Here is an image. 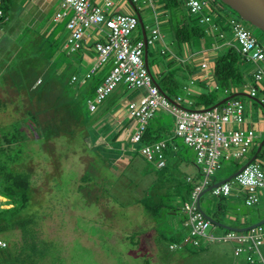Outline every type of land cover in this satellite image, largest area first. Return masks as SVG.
I'll return each instance as SVG.
<instances>
[{"label": "rangeland", "instance_id": "rangeland-1", "mask_svg": "<svg viewBox=\"0 0 264 264\" xmlns=\"http://www.w3.org/2000/svg\"><path fill=\"white\" fill-rule=\"evenodd\" d=\"M211 2L213 3V0ZM149 4H151L150 1ZM142 6L144 5L140 7ZM216 6L214 5L215 8ZM218 6L221 7L220 3ZM150 10L152 11L149 8ZM56 11V8L47 11L40 22L27 20L18 24L16 23L18 15L10 12V21L0 30V78H4L6 82V84L0 83V98L7 103V108L0 111L1 127L9 126L30 108L41 118L43 126V122L52 121L50 118L54 115L53 109L41 110L43 108L41 104L38 102L31 104L27 95L19 94L18 82L20 80L26 82L25 92L29 97L37 89L36 84L30 86L31 70L44 76L46 89L52 83L57 82V85L52 88L54 94L59 95L57 92H63L66 96V93L76 92L77 87L70 81L73 73L77 72L72 60L67 59L60 66L55 65L50 73L47 72L49 63L44 65L51 51L61 48L70 34V31L64 27L65 23H58V25L53 22ZM141 12L144 17H147L142 9ZM225 12L223 20H227L228 15L235 16L227 9ZM150 13L153 14V12ZM212 15L220 18L214 12ZM241 21L242 26L250 30L264 47V31L244 20ZM149 22L146 20L147 24ZM48 23L50 26L58 25L54 33L50 32L51 29L48 31L52 33V40L42 29L44 26L48 27ZM12 25L16 28H11ZM140 28L139 24L134 34L139 35ZM152 28V26L149 27L148 31L150 32ZM206 29L205 27L204 30ZM206 34L202 39L196 40L200 44H191V47L202 48L203 42L208 40ZM166 40L175 51L179 52L180 46V54H183V57L186 56L188 44H179L174 38ZM50 42H53V45H50ZM189 55L191 56V53ZM169 57L173 58L174 55H169ZM186 60L182 61L185 63ZM161 61L166 62L165 59ZM194 61L195 59L192 64L196 66ZM181 65L177 60L169 69L175 74L174 78L180 82L177 96H181L183 103L189 108L203 109L206 106L199 95L191 92V87L196 84V81L194 80L195 83L191 85L193 77L189 71L182 69ZM113 66L114 59L110 58L100 67L98 74H108ZM254 66L253 62H247L245 70L248 76ZM262 68L264 70V61ZM161 79L162 77L158 76V80ZM247 83L248 81H245L244 84L238 85L239 90L245 91ZM261 84L264 87V77ZM124 85L120 84L112 94L98 104L95 112L88 110L89 99L84 102V92H82L81 102L77 105L78 110L74 112L71 108L73 117L66 122H55L52 126H56V133L52 131L53 137L49 139L47 136L40 138L35 133V138L28 139L25 144L23 161L13 166L14 170L23 169L33 175V200L25 213L38 215L40 226L43 229L42 236L44 237V232L46 238L52 242L49 249L51 255L45 264H248L244 255L235 254V245L222 238V235L228 233L222 226L213 224L207 229V233H213L216 239L212 241L202 239L204 244L202 248H205L202 252H199L201 248L192 249L193 240H191L190 228L186 227L184 222L187 217L184 213L185 203L181 202L180 211H176L175 214H164L156 218L148 214L139 204V200L148 194L151 197L163 194L171 185L170 183H159V180H156L163 171L157 170L156 163L140 153V143L120 142L121 145L128 146L126 153L122 147L110 146L109 141L104 138V130L110 129L111 124L115 125L112 122L113 110L122 103L125 106L132 93ZM262 89L261 87L258 96L253 99L248 96L245 98L246 110L249 112V118L252 119L250 121L254 120L255 125L264 120V105L262 104L264 91L262 92ZM203 91L210 92L209 94L216 95L218 98L223 96L222 92H216L215 89L210 91L204 88ZM20 100L24 101L23 107H20ZM156 117L167 124L168 134L162 139L166 140L167 144L170 143L167 152L171 162L170 172H173L180 155H176L178 158L173 157L175 151L170 148L177 144L181 150L179 152L178 149L177 152L181 154L187 144L183 137L176 135L177 117L173 113L160 108ZM105 127L107 128L104 129ZM28 132L30 134L29 130ZM263 138L260 137V143ZM187 149L189 152L184 157H192L194 148L187 147ZM125 155L129 159H126ZM128 160L132 161L131 165ZM246 160L247 157H244L240 162L244 163ZM220 162L223 163V160ZM233 162L235 160L225 161L215 176L223 177L226 169L234 166ZM144 169L152 172L146 173ZM186 169L189 174L197 171V167L192 164ZM84 177L88 180H83ZM187 202H191V199ZM10 203L11 201L7 198L3 201L6 207L11 206ZM218 203L219 200L211 191L206 192L201 201L202 207L211 214L217 211ZM223 205H225L226 216L221 218L225 219L224 223L234 227L242 226L241 223L244 222L257 223L258 218L264 216V198L259 204L249 206L245 204L244 194L239 192V194L230 195L227 200L223 201ZM18 236V232L12 231L0 234V238L11 243L18 240ZM132 236H137L135 241ZM173 236L190 239L188 241L191 243H185L184 246L176 248L172 245ZM262 251L264 253V248ZM258 264L262 263L259 261Z\"/></svg>", "mask_w": 264, "mask_h": 264}, {"label": "built area", "instance_id": "built-area-1", "mask_svg": "<svg viewBox=\"0 0 264 264\" xmlns=\"http://www.w3.org/2000/svg\"><path fill=\"white\" fill-rule=\"evenodd\" d=\"M4 0H0V29L1 19L4 16ZM190 13H198L206 0H183ZM114 3L107 0L105 5L92 3L91 0H62L60 9L54 16L58 22L65 18L68 10L73 12L68 19L66 27L70 31L66 39V47L70 51L81 48L87 31L93 26L104 24L106 38L97 42L94 46L96 60L92 67L83 75L85 82L91 78L100 67L110 58L114 59V66L96 88V95L89 99L88 105L91 111L97 109V105L112 94L120 84L129 88H145L146 93L139 99L129 103L128 114L135 120L136 127L132 134V142L140 143L150 119L160 108L170 111L177 117L176 135L184 138L186 144L193 146L197 151V164L204 174L203 179L195 186L191 202L184 206L186 227L190 228L191 238L196 245L201 239L214 240L213 233H207V229L213 225L201 210L198 199L200 193L213 183L216 171L221 166V157L240 161L244 154L251 150L257 140L255 126L249 120L245 101L233 97L219 106L205 109H191L183 103L181 96L176 100L169 99L162 93L159 86L153 81V77L147 67L144 56L145 48L154 44L161 38L159 28H153L146 39L134 41L132 34L139 25V18L134 14H111L105 12ZM210 16L204 17L201 22H209ZM234 26V36L239 44L240 51L249 62L255 64L251 70L252 81L247 84V93L253 97L257 94L259 81L264 77L262 62L264 61V47L252 32L244 28L237 20H229ZM207 63L203 62L202 67ZM79 80L74 74L71 82ZM40 82V81H38ZM252 82V84H250ZM195 81L191 80V85ZM186 88V87H185ZM167 141L156 140L152 143L142 144L140 151L148 160L156 163L158 168L166 165ZM240 188V194H244L245 204L252 206L259 204L264 196V162L254 161L248 164L234 178ZM213 195L229 196L233 191V183L225 182L212 190ZM5 197L0 195V209L4 206ZM223 239L234 244V252L237 256L244 255L250 264H264V225L253 227L244 232L229 231L222 235ZM7 245L0 238V251ZM176 246V245H174Z\"/></svg>", "mask_w": 264, "mask_h": 264}, {"label": "trees", "instance_id": "trees-1", "mask_svg": "<svg viewBox=\"0 0 264 264\" xmlns=\"http://www.w3.org/2000/svg\"><path fill=\"white\" fill-rule=\"evenodd\" d=\"M216 1L217 0H213V3L206 2V5H203L198 13H190L189 11V14L187 16L186 15L183 16L182 14V19H184L182 25H180V23H176V21H172L173 38L177 43L189 44L192 43V41L198 43L196 40L205 37L204 35L206 33L204 29L201 27V20L204 17L212 15L213 12L217 14L221 19L224 18V15L226 13L225 9H227L233 15H235L232 17L231 15H228L227 18L228 22L227 24H224L225 27L223 26V24H221L223 32H226V35L232 34L233 33L232 30H234V26L229 21L231 18L234 17L233 19L237 20L242 25V21H241L242 18L234 10H232L228 5H226L223 0H218L219 2L217 1L218 3H220L221 7L218 6V3ZM3 2H4L3 5L4 16L1 19L2 22L1 29L4 28L6 23L9 22L11 18L10 15L8 14L9 0H4ZM164 3L166 9L169 10L170 13L172 14V17L174 16L173 19L176 20V16H177L176 12L178 8L181 7V4L184 5L183 0H164ZM214 5L215 6L217 5L216 6L217 9L214 7ZM134 41L136 40L134 39ZM206 41H207V45H212V42H209L208 40ZM56 52L57 51L52 50L50 55L48 56L47 61L44 63L45 66L49 63V68L47 70L48 73H50L51 69H53L55 65L60 66L61 64V59H57V57L55 58ZM64 57L65 56H62L60 58H64ZM213 57H215L214 76L217 80V86L215 88V91L222 92L224 99L238 92H245L239 90L238 85L244 84L245 81H252V76L251 75L248 76L247 75L248 72H246V70L244 69L245 67H247V58L240 51L239 44L237 43V41L235 40V43L227 47L225 51L219 52L217 56H213ZM186 61H190V60H186ZM176 62L177 59L175 58L173 62H170L169 64H175ZM179 62L180 64H182L181 65L182 69L185 70L186 69L185 65L188 63L186 62L184 63L182 59L179 60ZM152 64L155 63L154 62L152 63V61L149 60V64L147 67L149 68V71L152 74L154 83L159 86L162 93L165 94L169 99L176 100V98L178 97L177 91L180 90V82L174 78L175 74L169 71L172 65H169L167 63H166L167 65L165 64L166 67L164 68L163 73L160 75L162 79L158 80V75H155L152 72L154 67V65L152 66ZM189 64H191V62ZM98 71L91 78L87 79L85 82H81V80H83L82 74H77L79 76V80L72 83L74 86L77 87L75 88L76 92L66 93V96L63 94V92H57L59 95L54 94L52 92V88L53 86L57 85V82L52 83L46 89L45 87L46 80L44 76L34 73L32 70H31L32 78H29V80H31L30 86L36 84L37 89L33 91L31 97H29L28 94L25 92L26 82L25 81L22 82V80L18 82V90L20 92L19 93L20 95L22 94L27 95L28 100L31 104H33L34 102H38L39 104H41L43 106L41 110L53 109L54 115L50 118L52 121L47 120L45 123L43 122L44 124L43 126L41 123L42 122L41 118L38 117V114H35L32 111V108H30L26 110L22 116H20L15 121H13L9 126L6 127L0 126V195L11 201L10 207L4 208L2 211L0 210V234L5 233L6 231L19 233L18 240H14L12 243L4 239L7 245L1 248L0 264H45V261L50 257L51 253L49 249L52 242L46 238L44 232H43L44 237L42 236L41 231L43 229L40 226L38 215L33 213L32 214L25 213V210L29 207V205L33 200L32 198V195L34 194V189H33L34 187L32 183L33 175L30 172H27L26 170L19 169L20 167L18 168L19 169L18 171L14 170L13 166L23 161L22 160L23 154L26 149L25 144L28 139L34 137L35 133L40 138H42L43 136H47V138L49 139L53 137V135L51 134L52 131L56 133L55 131L56 126H52L55 124V122L56 123H58L59 121L66 122L69 118L73 117L71 115V108L73 109L74 112L78 110L77 105L80 104L81 102L80 95L82 92H84L83 94L84 102L87 99H92L95 97L97 86L101 84L103 80L106 78V75H109L110 73L109 72L106 75H99ZM189 72L191 73L190 70ZM262 79L259 81L258 86L256 83L254 84L258 88V91L257 94L253 96V98L258 96V92L261 87L263 88L262 92L264 91V87L261 84ZM0 83L6 84L5 79L0 78ZM250 84H252V82H250ZM125 86L128 87L127 85ZM246 87H248V85H246ZM81 88H84V90H81ZM209 93L210 92L205 91L204 93L199 95V97L206 106L203 109L219 106L217 105V103L220 101L219 100L220 98H218L216 95ZM235 97L243 101H245L246 100L245 98H247L246 95H239V94ZM201 100L199 99L200 102ZM23 102H24L23 100H20V107L24 106ZM262 104L264 105V102H262ZM6 108H7L6 101L0 98V111L5 110ZM97 109H98V105H97ZM97 109L95 111H97ZM88 110L90 112H95V111H91L90 109ZM155 115L156 113L153 115V117L149 121V124L147 125V128L143 134V138L140 142V146H142V144L152 143L158 139H162L166 137V134H168L166 127L161 129L157 127L156 123L158 122V119H155ZM28 130L30 131V134ZM261 137H264V134ZM259 141L260 140H256L254 147L251 150H248L244 154L242 158L247 157V160L244 163L235 160V162H233L234 166L227 168L225 175L221 178H218L215 175L222 168L224 162L227 160H233V158L227 159L225 156H222L221 160H223V163H221L220 168L216 171L214 175L215 182H218L222 179H226L232 176L244 164L250 161L255 155L256 158L252 162L260 161V160L261 162H264V145L262 147V150L258 152V147L260 143ZM187 147L194 148L193 146L187 144V146L185 147V151L179 154L180 158L177 164L174 166L176 168L174 174L170 172L171 162L167 154H166V165L162 169H160V171L162 170L163 171L162 173H164L165 175L164 178H158L159 183L164 182V183L172 184L175 182L176 184L171 185V187L163 194H159L153 197H151L148 194L146 197L139 200V204H141L144 207V209L147 211V213L150 214L152 217L155 218L161 217L164 216V214L165 215L173 214V213L175 214L176 211H180L179 208L181 202L185 203L186 205L187 201L191 199L195 186L201 181V179H203L204 174L201 172V169L199 168L196 161L197 151L194 148V154L192 157L189 156L184 157V155H187V153L189 152ZM167 150H168V144H167L166 152ZM191 164L199 168V170H197L193 174H189L188 170L186 169V167H188ZM83 180H88V179L84 177ZM202 197L200 198V203L202 201ZM216 197L219 200V203H218V209L215 212V214H211L209 211L205 210L202 207V205L201 207L209 217L216 220L217 222L224 223L225 219L221 218L223 216H226L225 213L226 209H225V205H223V201L227 200L229 196L219 195ZM263 218L264 216H260L258 220L260 221ZM241 225L248 226V225H252V223L244 222L241 223ZM214 226H218V225L214 224ZM227 231L229 232L230 230ZM132 238L133 241H135L137 236H132ZM188 240L190 239H185L176 236H173L171 239L172 245H176V248L184 246L185 243H191ZM191 240H193V243H191L192 249L201 248L202 250H199V252H202L205 249L202 248L204 245L202 243V239L200 240L199 243L200 246L195 244L193 238H191ZM192 252L194 253V251Z\"/></svg>", "mask_w": 264, "mask_h": 264}, {"label": "crops", "instance_id": "crops-1", "mask_svg": "<svg viewBox=\"0 0 264 264\" xmlns=\"http://www.w3.org/2000/svg\"><path fill=\"white\" fill-rule=\"evenodd\" d=\"M106 1L107 0H91L92 3L99 4V5H105ZM149 1L151 2V4H149ZM211 1L206 0V2L208 3H211ZM61 2L62 0H9L8 14L10 15V12H12V14L18 15V18L16 19L17 24L23 23L24 21H27V20L29 22H40L47 14V11H49L50 9L56 8V10L58 11L61 7ZM140 2L142 3L139 5ZM141 5H144V6L140 7ZM149 8L152 9V11L151 10L149 11ZM141 9L144 11V14L145 13L147 14V17H144V15L141 12ZM150 12H153V14L151 15ZM105 13L107 15L134 14L137 17L139 16V19L141 20V21L139 20V24L141 28L139 31L140 32L139 35L133 34V37L135 40L146 39V37L151 32V31L150 32L148 31V28L151 26L155 29L156 28L160 29L161 38L158 39L154 44L148 45L147 47L148 61L149 60L151 61L152 59V61L155 63L154 69L152 70V72L155 75L160 76L163 73V70L166 67V65L169 64L170 62H173L175 58L177 60L178 59L179 60L188 59L190 61H186V63H188L185 65L186 69L187 71L189 70L191 71V77H193L192 79L196 81V84L191 87V92L193 94L201 95L202 93H204L203 91L204 88L205 90L208 89L210 91L216 88L217 80L214 76V58L215 57L213 56H217L219 52L225 51L227 47L235 43V38L233 36V33L230 35L228 34L226 35V32H223V29L221 27V24H223V26L225 27L224 24H227L228 20H222L221 18H215L213 17V15H210L211 20L209 22H201V27L203 29L205 27L207 28L204 31L205 33H208L206 34L207 39L209 42H212V45H207V41H204L202 44L203 45L202 48L194 49L193 47H191V44L195 45L196 42L192 41V43L188 44L189 47H187L186 49V56L183 57V54L182 55L180 54L181 47L179 46V49H180L179 52L175 51L166 39L167 38L173 39L172 21H176V23H180V25H182L184 22V19H182V14L183 16L184 15L187 16L189 14L188 8L185 7L184 5L181 4V7L178 8L176 12L177 14L176 20L173 19L174 16L172 17V14L170 13V11L166 9L164 0L162 1L158 0L157 2L156 0H114L113 5L108 10H106ZM72 14L73 12L71 10H68L67 16L58 22L54 21V16H53V22L56 24L65 23L64 27L68 30V28L66 27V24H67L68 19L72 16ZM146 20L150 21L149 24L146 23ZM47 25L48 27L44 26L42 29L45 32V34H47V37L51 39L52 33L55 32V29L58 27V25L56 26L52 24L50 26V23H48ZM11 28H16V26L12 25ZM45 28H47V30H45ZM50 29H51L50 32L53 31L51 34L48 32ZM106 30L107 29L104 26V24L93 26L89 31H87L85 35V39L82 41V45L80 49L74 52L70 51L66 47V42H65V44L61 46V48L60 47L58 48L55 58L57 57V59H61V62H62L61 64L65 63L67 59L72 60L73 64L75 65L77 69V72H74L73 74H82L83 72L86 73L92 67V65L94 64L96 60V51H95L94 46L97 42L105 40L106 34H107ZM166 35H168V37H166ZM170 36L172 38H170ZM50 45H53V42H50ZM77 52L78 54H75ZM149 52H150V55L152 56L149 55ZM145 53H146V48H145ZM189 53H191V56L189 55ZM169 55H174L175 58L169 57ZM62 56H65V57L60 58ZM163 59H165L166 62L164 61L162 62L161 60ZM193 59H195L194 62H196V66L192 64ZM88 61H89V64H88ZM190 62L191 64H189ZM203 62H207L206 67H202ZM169 65H172V64H169ZM246 68L247 67H245L244 69ZM127 89L132 91V93L130 94L129 99L126 101V104H125L126 107L123 106L124 105L123 103L120 106H116L112 114V119H113L112 122L115 125L111 124V128L104 130V133H103L105 135L104 138L109 141L108 144H110V146H114V147L117 146L118 148L122 147L126 151V153L128 152L127 150L128 146L121 145L120 142H123V143L127 141L132 142L131 140L132 134L134 133L133 131L135 130V127H136L135 120H133L128 114L129 103L132 100L139 99L146 93L145 88H135L134 89V88L127 87ZM246 90H247V87L245 89V92ZM223 99H224V96H221L219 100L221 101ZM164 110L166 111V109ZM248 115H249V112H248ZM155 119H158V122L156 123V125L159 129L167 126V124H165L160 118H157L156 115H155ZM249 120H252V119L249 118ZM132 121H134V123H131ZM251 122H252V125L255 126L257 140H259L260 137L264 134V120L258 122L256 125H255L254 120ZM106 128L107 127H105L104 129ZM100 138H102V136ZM169 144H168V147H169ZM170 149H173L175 151L174 154L172 153L173 157L178 158V156L176 155H179V152L181 151L178 145L177 144L172 145ZM178 149H179V152H177ZM184 151H185V148H184ZM166 154L168 156V152H166ZM125 157H127L126 159H129L127 155H125ZM131 160H128L129 165L132 164ZM162 168L156 167V169H159V171ZM197 170H199L198 167H197ZM143 171L146 173L152 172L149 169H144ZM173 172L175 173V169L173 170ZM173 172L171 171L172 174H174ZM160 175H158L156 180H158V178H164L165 174L161 173ZM213 181L215 182V178H213ZM170 185H173V184L170 183ZM239 192H240L239 186L234 184L233 191L230 195L239 194ZM238 227H244V226H238Z\"/></svg>", "mask_w": 264, "mask_h": 264}, {"label": "water", "instance_id": "water-1", "mask_svg": "<svg viewBox=\"0 0 264 264\" xmlns=\"http://www.w3.org/2000/svg\"><path fill=\"white\" fill-rule=\"evenodd\" d=\"M226 5H228L232 10H234L244 21L258 27L262 31H264V0H223ZM139 18V16H138ZM140 20V19H139ZM141 21V20H140ZM147 47L146 46V53L144 56V60L146 65L148 66V54H147ZM247 95V93L244 92H238L236 94L230 95L226 97L225 99L221 100L217 103V105H220L224 103L226 100L231 99L237 95ZM264 145V140L259 144L258 152L262 150V147ZM256 158V155L248 161L246 164H244L237 172H235L232 176L222 179L218 182H215L211 184L209 187H207L205 190H203L200 193L199 199L208 191H211L214 187H217L227 181L232 180L240 171H242L248 164H250L254 159ZM198 199V203L200 204V201ZM206 217L212 220V222L215 225L222 226L226 230H234L238 232H244L249 230L252 227H257L259 225L264 224V219L254 223L252 225L246 226V227H234L226 223L217 222L216 220L209 217L207 214H205Z\"/></svg>", "mask_w": 264, "mask_h": 264}, {"label": "clouds", "instance_id": "clouds-1", "mask_svg": "<svg viewBox=\"0 0 264 264\" xmlns=\"http://www.w3.org/2000/svg\"><path fill=\"white\" fill-rule=\"evenodd\" d=\"M243 20V19H242ZM233 31V30H232ZM233 36H234V32H233ZM234 38H235V36H234ZM236 40V39H235ZM245 56V55H244ZM247 62H249L248 60H247ZM207 63V62H206ZM250 75L252 76V74H251V71H250ZM248 83H249V81H248ZM247 83V84H248ZM244 93H247V91L246 92H244ZM246 96H248V97H250L251 99H253V97H251L248 93H247V95ZM235 178V177H234ZM234 178L231 180V181H227V182H232L233 184H234ZM213 183H215L214 181H213ZM212 183V184H213ZM209 187V186H208ZM206 189V188H205ZM204 189V190H205ZM212 192V191H211ZM199 201H200V199H199ZM199 206H200V208H201V210L204 212V214H206L205 213V211L202 209V207H201V203L199 204ZM206 216V215H205ZM206 218H208V217H206ZM209 219V218H208ZM209 220H211V219H209ZM185 222V221H184ZM211 222H212V220H211ZM213 223V222H212ZM214 224V223H213ZM263 225V224H262ZM249 226V225H248ZM253 228V227H252ZM251 229V228H250ZM230 231H234V230H230ZM238 232V231H237ZM247 262V261H246ZM248 263V262H247ZM250 264V263H249Z\"/></svg>", "mask_w": 264, "mask_h": 264}]
</instances>
